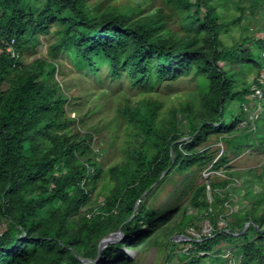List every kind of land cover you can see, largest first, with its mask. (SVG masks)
Returning a JSON list of instances; mask_svg holds the SVG:
<instances>
[{"label": "trees", "instance_id": "obj_1", "mask_svg": "<svg viewBox=\"0 0 264 264\" xmlns=\"http://www.w3.org/2000/svg\"><path fill=\"white\" fill-rule=\"evenodd\" d=\"M111 1L44 0L38 8L26 0H0V225H5L0 264H137L123 247L142 250L157 237L166 239L169 249L163 264H264L263 186L250 207L229 210L227 229L195 238L181 228L189 240L176 241L165 232L178 206L165 210L153 205L174 171L205 166L198 147L206 138L235 133L243 120L249 122L244 109L226 116L236 99L246 101L247 90H236L241 86L234 67L243 64L260 75L264 61L245 41L224 46L221 34L227 25L220 23L213 0H164L157 13L136 20ZM52 32L58 39L50 46L51 60L26 63L23 52ZM255 42L264 51V41ZM10 46L20 57L12 55ZM60 54L79 72L95 74L99 83L126 81L143 95L120 108L128 139L121 146L124 159L108 170L93 147L98 129L69 132L75 122L66 107L71 96L55 78ZM190 75L200 80L202 91L208 89L209 98L202 121L194 117L196 104L181 107L190 117L186 131L176 121L177 109L166 118L163 103L144 94ZM262 82L255 81L264 91ZM256 103L264 106V93ZM185 135L192 139L182 143ZM244 137L229 147L264 149V130L251 129ZM226 160L224 155L218 164ZM101 181L106 182L104 194L97 191ZM207 186L193 191L190 203L200 213L194 218L210 217L218 226L228 208L224 202L234 203V195L214 191L211 201ZM95 192L103 201L92 202ZM119 231L123 238L101 250L102 240ZM182 242L190 244L187 252L177 249ZM224 242L232 249L228 256Z\"/></svg>", "mask_w": 264, "mask_h": 264}, {"label": "rangeland", "instance_id": "obj_2", "mask_svg": "<svg viewBox=\"0 0 264 264\" xmlns=\"http://www.w3.org/2000/svg\"><path fill=\"white\" fill-rule=\"evenodd\" d=\"M26 1L31 2L30 5L34 7H40L44 2V0ZM111 3L119 12L132 20H136L141 19L144 15L157 13L164 5V0H112ZM212 3L217 6L221 17L220 23L223 22L227 25L221 34L224 46L229 47L240 41H245V47L250 48L256 56H260V59L264 61V51L255 42V40L264 41V0H213ZM57 39L58 36L54 32L50 35H40L35 47L23 52V60L26 63H30L39 57L51 60L48 53L51 44ZM58 57L55 59L58 67L55 78L62 84L64 92L71 96L66 107L68 114L75 118L69 132L71 134H84L92 129H98L97 133L94 132L93 147L100 152L101 161L104 163L103 168L108 170L110 166L124 159L121 146L128 139L125 134V118L120 114V108L127 101L142 99L143 95L139 90L130 89L126 81L99 83L92 72H79L68 56L60 54ZM225 63L220 62L221 65H225ZM234 68L239 71L235 79L241 86L237 87L236 90L242 92L245 91L244 89L247 90L246 101L236 99L234 106L229 108L226 116L230 117L234 113L239 115L244 109L249 122L246 123L243 120L237 126L235 133L213 134L206 138L198 147L199 154L206 160L205 166L196 164L184 172L174 171L156 194L157 200L153 204L155 208L161 207L169 210L179 207L172 221L167 224L165 231L169 235L174 234L171 239L176 241L186 240L184 237L186 235L179 233L181 228H184L186 233L195 236V238L209 235L216 228L227 229L228 221L232 220L229 210L233 213L242 212V209H247L256 202V193L264 190H259V185L264 187V182L261 183L264 181V175H262L264 173V149L259 151L255 148H247L239 151L229 147L231 141L238 144L242 140V138H238L249 135L251 129L256 133L260 129L261 131L264 130V106L256 103L258 98L263 97L264 91L255 83L256 80L264 83V68L261 69L260 75L256 70L248 69L243 64H238ZM5 88L6 86L2 87L1 90ZM144 97L162 102L161 114L166 118L171 116L170 110L177 109L176 121L182 130L187 131L190 117L188 112L180 110L181 107L186 103L196 104L194 117L197 121H202V113L206 109L204 104L208 102L209 91L207 88L202 91L200 80L190 75L178 80L165 81L158 91L144 94ZM190 139L192 137L185 135L182 138V143ZM246 140L243 139L244 142ZM224 155H227V160L224 164L219 165L218 162L223 159ZM250 168H255L257 173L246 172ZM226 180L229 182L227 187H212V184L223 183ZM105 183V181H101L97 191H102ZM201 184L208 185V196L211 201L214 191L222 193V197H225V192L234 195L232 196L234 203L224 202V206L228 208L224 211L226 216L217 220L218 226L214 225L210 217L194 218V216H200V213L190 203V199L196 186ZM242 185L243 188H238ZM102 192L104 194V191ZM96 199L103 201L97 192L93 194L92 202ZM262 209L261 213L264 214V205ZM83 210H87V207H84ZM147 222L148 220L145 218L142 222L143 227L146 226L145 223ZM4 228L5 225L1 224L0 229L4 230ZM121 238L123 236L119 234L109 242L119 241ZM165 244L166 239L157 237L154 243L145 249L133 250L125 246L123 249L136 260L137 264H163L169 250ZM222 245L227 249L225 256L230 255L231 247H227L226 242ZM189 247V243L182 242L177 249L187 252Z\"/></svg>", "mask_w": 264, "mask_h": 264}, {"label": "water", "instance_id": "obj_3", "mask_svg": "<svg viewBox=\"0 0 264 264\" xmlns=\"http://www.w3.org/2000/svg\"><path fill=\"white\" fill-rule=\"evenodd\" d=\"M249 224H250V223H248V224L246 225L245 228H247V227L249 226ZM119 234H122V233L119 231V232L112 233V234L106 236V237L102 240V243H101V250H102V248L106 245V243H108L109 241L113 240V238H114L115 236H118ZM184 237H185L186 240H189V239H190V238H188V237H186V236H184ZM101 250H100V254H101Z\"/></svg>", "mask_w": 264, "mask_h": 264}, {"label": "built area", "instance_id": "obj_4", "mask_svg": "<svg viewBox=\"0 0 264 264\" xmlns=\"http://www.w3.org/2000/svg\"><path fill=\"white\" fill-rule=\"evenodd\" d=\"M8 50L12 52V55L14 57H19V55H20L19 52L16 51L15 49H13L12 47H9Z\"/></svg>", "mask_w": 264, "mask_h": 264}, {"label": "clouds", "instance_id": "obj_5", "mask_svg": "<svg viewBox=\"0 0 264 264\" xmlns=\"http://www.w3.org/2000/svg\"><path fill=\"white\" fill-rule=\"evenodd\" d=\"M10 47H12V46H10ZM12 48H13V47H12ZM13 49H14V48H13ZM18 52H19V51H18ZM11 53H12V52H11ZM19 54H20V52H19ZM19 57H20V55H19ZM17 58H18V57H17ZM100 256H101V254H100ZM100 256H99V257H100Z\"/></svg>", "mask_w": 264, "mask_h": 264}]
</instances>
